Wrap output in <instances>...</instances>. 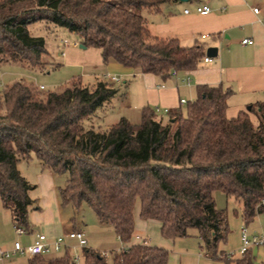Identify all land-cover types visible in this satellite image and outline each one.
<instances>
[{
  "label": "trees",
  "instance_id": "1",
  "mask_svg": "<svg viewBox=\"0 0 264 264\" xmlns=\"http://www.w3.org/2000/svg\"><path fill=\"white\" fill-rule=\"evenodd\" d=\"M171 1L0 0V63L45 70L46 41L29 28L47 23L73 34L80 47L99 49L103 62L113 59L164 78L196 70L202 47L158 38L143 18L144 10ZM118 92L105 82L90 90L78 79L60 91L43 93L18 81L0 92V198L16 228L32 231L33 186L18 164L34 155L53 173L66 175L58 190L61 206L77 211L86 204L122 244L132 238L139 201V217L158 221L162 237L186 238L195 230L200 251L211 260L253 264L250 249L237 258L226 253V212L216 208L213 194L241 204L245 227L264 217V101L227 118L230 91L199 85L184 114L178 108L163 120L143 108L138 124L121 118L101 133L87 128L84 122ZM80 254L83 264H167L169 256L149 244L119 249L107 259L90 248ZM71 256L67 250L58 257L30 258L28 264H73Z\"/></svg>",
  "mask_w": 264,
  "mask_h": 264
},
{
  "label": "crops",
  "instance_id": "2",
  "mask_svg": "<svg viewBox=\"0 0 264 264\" xmlns=\"http://www.w3.org/2000/svg\"><path fill=\"white\" fill-rule=\"evenodd\" d=\"M201 5L208 6L211 12L207 15L196 14L195 8ZM255 8L259 10L257 14L253 12ZM185 10L189 13L185 14ZM142 15L152 35L162 39H176L183 47H202L204 56L198 68L189 72H176L175 75L171 73L164 78L161 75L125 68L113 59L103 62L99 49H84L69 45L65 40L61 42L67 45L60 49V62L58 61L54 67L63 70L71 77L68 82L78 79L82 83L83 79L88 78L94 80L91 86L98 82L121 84L118 94L100 109L111 104L114 98H119L121 106L139 110L140 118L143 108L161 109L163 110L161 115H165V109L169 112L182 108L196 98V87L199 85H220L230 91L227 98V118H234L240 111H246L251 105L264 101V0H175L159 5L156 10H144ZM42 24L48 32L56 28L47 23ZM244 39H252L253 44L242 45L241 41ZM211 47L217 48L215 57L206 56V50ZM205 58L211 61L205 62ZM106 75L119 78V82L111 81L105 77ZM124 85L125 90H123ZM35 86L40 88L44 85ZM181 100L186 103L181 104ZM161 110L158 113H161ZM123 118L132 123L129 115ZM88 126L95 128L92 123ZM97 129L102 131L99 127ZM18 169L33 186V190L29 193L33 206L29 214L32 231L19 236L17 241L28 246L40 233L45 234L52 241L73 230L84 232L75 225L67 226L66 221L63 220L64 207L60 204L58 194L61 188L56 176L58 174L41 165L34 155L29 160H21ZM216 193L213 194L215 204ZM226 199L235 216L234 220L230 217L229 222L236 221V227L229 231L224 249L226 253L232 252L233 257L237 258L239 254L236 253L241 244L239 230L243 227L241 204L233 198L226 197ZM139 212L140 203L137 201L133 209L132 238L127 244L120 242V249L131 245L149 244L169 252L167 264H223L221 261L211 260L200 251L195 230H191L190 236L186 238L166 239L161 235L160 223L156 220H142ZM260 217L263 216L259 215L255 219ZM262 223L258 222L262 235L254 233L248 235L264 237ZM236 240L237 245H235ZM0 249H3L1 243ZM250 252L253 256V264H264V247H252ZM58 256L62 255H51L46 258Z\"/></svg>",
  "mask_w": 264,
  "mask_h": 264
},
{
  "label": "rangeland",
  "instance_id": "3",
  "mask_svg": "<svg viewBox=\"0 0 264 264\" xmlns=\"http://www.w3.org/2000/svg\"><path fill=\"white\" fill-rule=\"evenodd\" d=\"M42 23L34 24L29 28L30 32L34 36L43 37L46 41V48L49 52V56L44 57V61L48 63L46 70H37L31 68L26 63H9L5 62L0 63V83L2 87L0 88V92L3 91L8 85H11L18 81H25L27 83H33L35 85H44L46 90L41 91L43 93H47L49 91H57L65 87L68 83V79L71 77L68 76L63 70L58 69L54 66L60 62L61 55L59 53L60 49L63 48V44L61 41H66L69 45H72L75 42V37L72 36L67 31L61 28H55L52 32H48L47 29H44ZM110 81V80H109ZM93 79L85 78L83 79L82 87H88V89H93ZM111 83V82H110ZM114 88H121V84H113ZM112 103L103 109H98L93 117L87 122L85 121V126L89 128V124L92 123L94 126V132L101 133L107 130L112 125L119 122L123 116L129 115L131 117V121L133 124H138L140 122V111H135L133 108H126V106H121L119 98H114L111 101ZM186 105H184L181 110L183 114L185 113ZM155 110V108H154ZM161 110V109H160ZM161 113H157V118L163 117V120L166 119V114L161 115ZM252 121L254 123L257 122L254 116H251ZM99 127L102 131L97 129ZM41 163V162H40ZM41 165H43L41 163ZM57 180L61 187H63L66 175H56ZM216 207L218 209L225 210L228 230L231 231L232 228L236 227L234 213L232 211V207L230 203L227 202L226 196L216 191ZM31 193V191H30ZM63 220L66 221L67 226H77L81 228L85 232V236L88 239V248L93 249L100 253H107L108 255L114 251H118L121 247V243L117 236L115 235L112 229H108V227H102L97 222V218L94 212L86 205L81 204L79 210H74L70 205L65 206L62 211ZM230 217L233 219L229 222ZM258 222H263L264 218L260 217L255 219L246 226L249 234H258L262 235L259 231ZM244 226V223L242 222ZM70 229V228H68ZM19 235L16 231V226L14 223V219L10 211L5 210L2 207V202L0 198V243L1 247L5 251H11L14 248L16 241L19 239ZM67 244L71 247V255L80 257L81 248L77 246L76 241H67ZM237 240L235 241V245H237ZM0 249V250H3ZM238 254V253H236ZM240 256V255H239ZM1 264V263H0ZM4 264H28V257L25 256H13L9 260L5 261Z\"/></svg>",
  "mask_w": 264,
  "mask_h": 264
},
{
  "label": "built area",
  "instance_id": "4",
  "mask_svg": "<svg viewBox=\"0 0 264 264\" xmlns=\"http://www.w3.org/2000/svg\"><path fill=\"white\" fill-rule=\"evenodd\" d=\"M258 8L253 9V12L255 14L258 13ZM196 14L199 15H207L211 12L210 8L206 5L197 6L194 11ZM185 14L189 13L188 10L184 11ZM242 45H252L253 40L252 39H244L241 41ZM65 43L63 46H66ZM73 46H79L78 42H74L72 44ZM205 62H210L211 59L205 58ZM172 75H175L176 72H171ZM106 78H109L113 82H119V78L106 75ZM2 87V84L0 83V88ZM41 91L45 90L44 86H41L39 88ZM181 104L186 103L184 100L180 101ZM156 113H158L160 110L158 108H155L154 110ZM164 113L167 114L168 110L165 109ZM17 234L19 236H24L27 233L20 228H16ZM240 233V247L238 249V254L242 255L244 252H246L248 249L252 247H264V237H250L248 235V230L245 226L241 227L239 230ZM67 240L76 241L77 246L79 248H88V241L85 237V234L81 230H73L70 231L63 236H60L56 238L55 240L50 241L49 238L45 234H37L32 244L28 246H24L21 242L17 241L14 245L13 250L11 251H5L0 250V263L4 264L5 261L9 260L13 256H25L28 258H33L36 256H42V257H49L51 255H63L67 250H71V247L67 244ZM104 258H108L107 253H101ZM229 256L233 257V253H227ZM73 264H83V259L80 254V257L78 256H71Z\"/></svg>",
  "mask_w": 264,
  "mask_h": 264
},
{
  "label": "water",
  "instance_id": "5",
  "mask_svg": "<svg viewBox=\"0 0 264 264\" xmlns=\"http://www.w3.org/2000/svg\"><path fill=\"white\" fill-rule=\"evenodd\" d=\"M82 48V47H81ZM216 52H217V48H208L207 50H206V56L207 57H215V55H216Z\"/></svg>",
  "mask_w": 264,
  "mask_h": 264
}]
</instances>
